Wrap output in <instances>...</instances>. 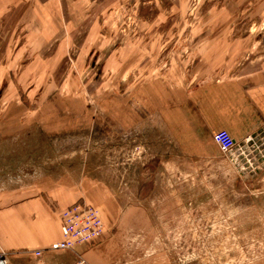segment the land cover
Masks as SVG:
<instances>
[{"label":"rangeland","instance_id":"rangeland-1","mask_svg":"<svg viewBox=\"0 0 264 264\" xmlns=\"http://www.w3.org/2000/svg\"><path fill=\"white\" fill-rule=\"evenodd\" d=\"M60 3L62 12L53 0H0V179L68 171L132 203L225 189L234 177L214 131L179 140L162 114L179 104L185 78L193 86L264 66V0ZM247 221L264 224V211ZM229 223V235H207L204 222L199 236L162 233L166 264H251L261 251L244 246L264 234Z\"/></svg>","mask_w":264,"mask_h":264},{"label":"crops","instance_id":"crops-1","mask_svg":"<svg viewBox=\"0 0 264 264\" xmlns=\"http://www.w3.org/2000/svg\"><path fill=\"white\" fill-rule=\"evenodd\" d=\"M53 3L54 10L62 12L60 0ZM190 82L186 78L182 81L180 102L170 114L164 110V122L173 125L176 139L195 142L209 139L213 131L226 129L235 145L230 150L232 154L225 156V173L235 180L225 178V189L210 196L192 192L187 199L179 196L167 203L159 200V195L149 194L132 203L123 202L106 183L91 177L79 179L68 171L56 173L46 168L3 177L0 248L10 253L11 264H71L80 257L83 264H166L159 238L162 233L199 236L202 232L198 224L204 222L207 235H229L226 219L232 221L229 224L236 221L233 226L238 234L246 230L253 235L264 234L263 223L247 221L264 211V66L193 86ZM217 148L216 145L215 153ZM215 182L211 180L212 185ZM175 185L182 186V181ZM79 198L100 210L103 233L74 250H45L61 239V211ZM187 224L189 233H185ZM259 240L244 246L261 251L251 264H264V240ZM225 246L240 249L236 243ZM35 249L44 252L34 257L30 252ZM224 259L225 256L208 259V264H225Z\"/></svg>","mask_w":264,"mask_h":264},{"label":"built area","instance_id":"built-area-1","mask_svg":"<svg viewBox=\"0 0 264 264\" xmlns=\"http://www.w3.org/2000/svg\"><path fill=\"white\" fill-rule=\"evenodd\" d=\"M213 141L223 154H227L235 145V140L226 129H219L212 134ZM104 231V222L100 210L89 204L83 198L73 202L61 211V239L45 250H74L82 243L98 238ZM44 250L35 249L30 252L34 257H40ZM78 258L71 264H83ZM0 264H11L10 253L0 248Z\"/></svg>","mask_w":264,"mask_h":264},{"label":"water","instance_id":"water-1","mask_svg":"<svg viewBox=\"0 0 264 264\" xmlns=\"http://www.w3.org/2000/svg\"><path fill=\"white\" fill-rule=\"evenodd\" d=\"M238 146H243V144L238 145ZM234 151H236V149H233L232 152H234ZM227 154H228V155H231L232 153H231V151H229ZM245 166L248 168V165H247V164H246ZM248 169H249V168H248ZM248 171H250V169H249ZM255 171H256V170H255ZM252 173H253V172H250V174H252Z\"/></svg>","mask_w":264,"mask_h":264}]
</instances>
